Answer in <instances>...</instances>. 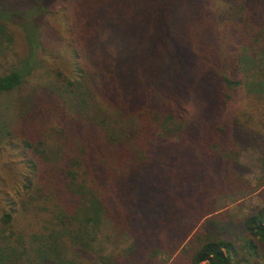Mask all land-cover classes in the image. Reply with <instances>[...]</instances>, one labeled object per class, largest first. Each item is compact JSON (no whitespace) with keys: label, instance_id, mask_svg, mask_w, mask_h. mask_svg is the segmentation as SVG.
Wrapping results in <instances>:
<instances>
[{"label":"trees","instance_id":"16d2710c","mask_svg":"<svg viewBox=\"0 0 264 264\" xmlns=\"http://www.w3.org/2000/svg\"><path fill=\"white\" fill-rule=\"evenodd\" d=\"M128 1L74 7L88 64L38 41L0 73V145L16 141L23 168L0 202V264H264V194L241 216L223 205L254 190L243 153L264 163V0H138L147 25ZM58 2L0 0V43L18 9ZM31 17L18 26L33 42ZM39 51L64 65L31 82ZM107 225L127 243L96 253Z\"/></svg>","mask_w":264,"mask_h":264},{"label":"rangeland","instance_id":"374dc122","mask_svg":"<svg viewBox=\"0 0 264 264\" xmlns=\"http://www.w3.org/2000/svg\"><path fill=\"white\" fill-rule=\"evenodd\" d=\"M79 0H59L58 3L50 5L47 9L40 11L41 17L38 18V14H34V8H29L26 10L18 9L20 12L14 14L13 17H9L8 20L2 24L3 29L6 31L5 40L8 42L0 43V73L7 70L11 66H14V63H19L23 61L29 53L31 45L29 43H50L52 48L56 51L62 52L65 50V47L72 46L73 48L78 49L81 53L80 61L84 64L90 62L91 57L89 56V48H84L81 43H90L88 37L83 39L81 37V31L79 25L73 20L72 14L74 13V7L78 4ZM131 4L130 9L127 7L126 14L131 16V20L134 21V24L143 22L147 25L148 18L141 9V2L136 0V3L128 1L127 6ZM12 13H15L12 10ZM43 11V12H42ZM6 14L3 18L7 19L10 11L0 7V14ZM143 21H142V18ZM37 17L40 19L39 26L36 29V33L33 37L35 39L33 42L27 40L24 35V31L18 26L19 23H22L24 20L29 21L30 18ZM120 34L121 31H118ZM103 35H106L103 33ZM121 35V34H120ZM120 43L119 41H117ZM34 51L37 50V47H31ZM39 51L36 55L33 52L32 56L29 58L37 63L36 57L42 58L43 63L40 65V69L37 70V73L32 76L31 82H37L39 77H46L47 70L49 68L48 62H54L57 65H64V60H51L47 56L41 55ZM82 55V56H81ZM35 65V64H34ZM41 74V75H39ZM44 82L43 80H39ZM243 99L239 100V106L243 109V104L245 103ZM1 108L3 118L8 122H15L16 120V108L13 101V96H5L1 99ZM12 142V143H11ZM16 141H6L0 145V202L5 201L7 195L11 197V200L14 201L15 197L12 194V188L18 186V182H15V177L18 173L23 172L21 167L22 157L20 151L17 149ZM256 153L252 151H245L241 156V161L247 164L250 168V173L247 175V178L250 184L254 187V190L250 192H245L242 194H236L235 196L228 197L223 201V205L226 209L230 210L233 214L237 216L244 215L247 211L255 206L261 204V194H264V182L261 179V176L264 174V163L257 164L255 162ZM5 194V195H3ZM1 206V205H0ZM18 228L25 229H34L31 225V217H18ZM126 240L123 237H118L114 235L109 226H104L101 232L97 233V239L93 249L96 253H111L118 249H121L126 245ZM64 250H68V253L73 250L75 246L72 247L69 241L62 243ZM74 251V250H73ZM67 253V254H68ZM79 255V254H78ZM71 255H67L66 258H71ZM76 264H78L76 262Z\"/></svg>","mask_w":264,"mask_h":264}]
</instances>
